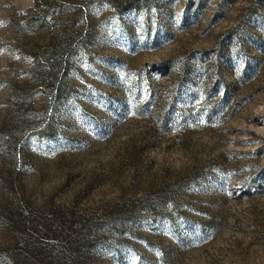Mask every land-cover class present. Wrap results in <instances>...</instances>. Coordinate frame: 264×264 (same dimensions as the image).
Listing matches in <instances>:
<instances>
[{
	"label": "rangeland",
	"instance_id": "rangeland-1",
	"mask_svg": "<svg viewBox=\"0 0 264 264\" xmlns=\"http://www.w3.org/2000/svg\"><path fill=\"white\" fill-rule=\"evenodd\" d=\"M0 264H264V0H0Z\"/></svg>",
	"mask_w": 264,
	"mask_h": 264
}]
</instances>
